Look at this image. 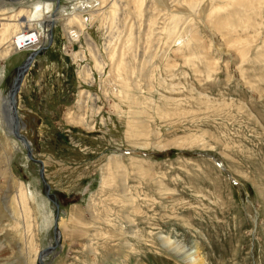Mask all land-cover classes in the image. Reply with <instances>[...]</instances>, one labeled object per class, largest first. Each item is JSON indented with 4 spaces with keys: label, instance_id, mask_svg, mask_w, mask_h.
I'll list each match as a JSON object with an SVG mask.
<instances>
[{
    "label": "rangeland",
    "instance_id": "1",
    "mask_svg": "<svg viewBox=\"0 0 264 264\" xmlns=\"http://www.w3.org/2000/svg\"><path fill=\"white\" fill-rule=\"evenodd\" d=\"M110 2L24 6L63 19L51 43L36 27L46 49L16 93L41 180L0 128V264H38L50 246L42 264H184L167 238L204 264H264V0ZM75 14L86 25L68 41ZM31 52L0 63V98Z\"/></svg>",
    "mask_w": 264,
    "mask_h": 264
},
{
    "label": "bare ground",
    "instance_id": "2",
    "mask_svg": "<svg viewBox=\"0 0 264 264\" xmlns=\"http://www.w3.org/2000/svg\"><path fill=\"white\" fill-rule=\"evenodd\" d=\"M5 2H0V63L14 55L17 52L24 51V50H30L31 53H35L36 51H39L44 53V50L46 47H41L42 44H40L37 40V37L39 35V31L36 27H41L43 29L41 36L42 43H45L46 41H49L51 43V38L48 39V36L46 35L47 32H49V27H52L54 23H57L59 19H63L54 12H52V7L49 4H44L43 6H39L38 3L30 4L32 7H24L27 3V0H0ZM236 1V0H233ZM122 0H113V2H110L108 5L111 8L110 10L114 12L118 7L121 5ZM134 5L140 6L141 0H133ZM56 4V3H55ZM15 6V7H14ZM103 7V6H102ZM100 7V8H102ZM59 8V4L55 6V10L57 11ZM103 9V8H102ZM100 15V11L96 10V12H91L87 14V16L92 19L94 15L98 14ZM51 15V16H50ZM83 15V14H82ZM82 15H76L75 16H67L64 18L65 24L63 25L64 33L68 39V41L75 39L77 37V34L70 31L72 28L73 23H79V26L82 27V25H86ZM85 15V14H84ZM82 23V25H81ZM50 36L51 33L49 32ZM88 42L89 47V53L93 54L91 56L95 59V67L98 70H102L103 64L101 61H98L96 59V53L97 50L95 47L91 44L90 41ZM110 47L109 44H106V48ZM80 53V52H78ZM38 55V54H36ZM35 55V56H36ZM74 59H79L78 56L80 54H73L72 55ZM81 57V56H80ZM83 58V56H82ZM81 58V59H82ZM113 59V57H111ZM32 62V61H31ZM20 89V88H19ZM18 95V94H17ZM11 96H6L4 98H0V128L5 129L10 136L13 135V124H14V111L16 107V96L14 98V111L11 109L10 100ZM86 98H82L85 102ZM85 104V103H84ZM16 113V111H15ZM69 116L70 113L68 114ZM78 118H71L72 123L80 124L84 126V122L82 120V117L77 116ZM70 119V118H69ZM75 121V122H74ZM17 129L19 130V124L17 125ZM18 135L22 138V140L28 145L27 141L23 136L19 134ZM24 146V145H23ZM29 149V146L27 147ZM30 151V149H29ZM114 166H118L117 162L111 163ZM15 202L17 207L21 208L24 204V195L23 192L20 190L16 194ZM22 211V210H21ZM56 233V232H55ZM55 238L57 240L58 235L55 234ZM168 240L165 242V244H169L170 247H166V250L170 252L173 256L178 257L184 264H204L202 260L200 259L197 250H188L186 251L182 245L177 244L176 242H170V238H167ZM54 248L52 246L48 247V250L46 252H51ZM45 256L44 250H42L41 253H39L38 258V264H42L41 260Z\"/></svg>",
    "mask_w": 264,
    "mask_h": 264
},
{
    "label": "water",
    "instance_id": "3",
    "mask_svg": "<svg viewBox=\"0 0 264 264\" xmlns=\"http://www.w3.org/2000/svg\"><path fill=\"white\" fill-rule=\"evenodd\" d=\"M57 1V0H56ZM57 4V2H56ZM38 54L37 56L39 55H42L43 53L39 51H36L35 53H30L28 56H27V59L23 62L22 65H20L19 67L15 68L14 70V78L12 80V83H11V86L8 90V94H10L11 96V100H10V105H11V109L12 111H14V98L16 96V93L18 91V88L20 86V83L22 82V77L24 76V73L25 71L29 68L30 64H31V61L32 59L35 57V55ZM14 124H13V136L14 138H16L17 140L20 141V143H22V145H24V149H25V153H26V158L31 161L32 163H35V164H38L40 167H39V178L40 180L42 179V163L38 160H33L31 158V153L29 151V149L27 148L28 145L22 140V138L18 135V129H17V125H18V119L16 117V114H15V111H14ZM214 164L217 166V168L224 174L228 177V179L230 180V182L234 183L232 178L230 177L229 173L223 168L222 164L219 162V161H215L213 160ZM47 190V189H46ZM45 196L47 197V191L45 192ZM53 203V201H51ZM54 204V203H53ZM54 206H56V204H54ZM52 232H56V213L54 215V218H53V224H52ZM48 250V249H46ZM46 250H44V253H46ZM48 252V251H47Z\"/></svg>",
    "mask_w": 264,
    "mask_h": 264
}]
</instances>
